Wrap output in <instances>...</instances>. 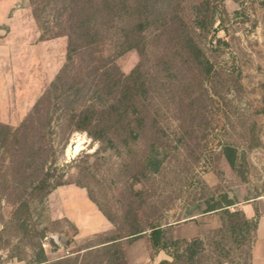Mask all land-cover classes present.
Masks as SVG:
<instances>
[{
	"label": "rangeland",
	"instance_id": "obj_1",
	"mask_svg": "<svg viewBox=\"0 0 264 264\" xmlns=\"http://www.w3.org/2000/svg\"><path fill=\"white\" fill-rule=\"evenodd\" d=\"M69 1L52 0L35 19L29 0H0V158L4 132H17L25 119L36 117L34 109L44 101L38 106L42 115L47 112L43 129L50 149L47 165L57 169L63 186L81 189L73 188L74 194L84 191L111 214L120 218L129 199V185L133 184L135 192L149 187L135 183L122 171L131 162L149 165L153 189L148 195L171 227L193 215L207 218L209 207L228 202L232 203L230 210L241 211L249 205L264 214V6L250 0L213 3L214 23L204 42L209 51L216 39L226 43L214 58L223 80L218 86L223 99L212 98L213 114L188 123L186 146L179 142L182 133L176 128L177 120L166 113L162 120L169 121L163 132L169 140L167 148L135 132L122 143L115 135L97 141L72 129L68 122L72 113L87 105L102 106L104 101L90 78L73 81V72L63 73L65 37L40 39V25L58 20ZM202 1L186 0L185 13ZM165 7L166 2L158 3L154 11L162 13ZM91 25L101 35L104 56L113 57L119 70L127 74L139 57L117 47L123 20L105 26L95 14ZM77 67L76 63L73 71ZM184 105L191 114L197 110L191 100ZM224 146L234 150V165L227 154H221ZM74 203L83 207L79 200ZM30 210L33 228L46 234L65 232L69 238L72 231L67 223L50 221L47 197L33 201ZM0 219L8 220L2 209Z\"/></svg>",
	"mask_w": 264,
	"mask_h": 264
},
{
	"label": "trees",
	"instance_id": "obj_2",
	"mask_svg": "<svg viewBox=\"0 0 264 264\" xmlns=\"http://www.w3.org/2000/svg\"><path fill=\"white\" fill-rule=\"evenodd\" d=\"M51 1L29 0L35 19ZM185 1L70 0L58 20L40 25L42 41L66 38L67 62L63 73L73 72V81L90 78L104 101L102 106L87 105L72 113L68 117L72 129L86 132L97 141L115 135L122 143H127L135 132L168 148L169 140L163 132L168 129L169 121L162 120L166 113L177 120L176 128L183 134V137L179 135L180 143L190 132L188 123L194 122L196 117L213 114L212 98L223 99L218 90L223 80L214 58L216 50L226 43L216 39L213 51H209L204 39L214 23L216 6L213 3L221 4L223 0H204L193 5L189 14L185 13ZM250 1L264 6V0ZM161 2H166V7L158 13L154 6ZM95 14L105 26L123 20L117 47L122 53L134 51L139 57L127 74L119 70L113 57L104 56L101 35L91 25ZM219 21L222 20L219 18ZM76 63L78 70L73 71ZM186 100L196 105L194 114L185 107ZM39 104L34 109L35 118L25 119L17 132H4L0 158V170H3L0 209L8 218L7 222L0 219L3 222L0 242L3 234L7 236L12 231L24 244L38 251L37 255L43 252L40 241L44 233L30 225V204L42 201L64 185L62 176H57V169L47 165L50 149L43 132L47 112L42 115ZM261 115L264 118V109ZM182 144L186 146L184 141ZM234 153L232 148L222 147L221 154H227L231 165L235 164ZM122 171L135 183L143 182L149 189L143 187L135 192L133 184L129 185V199L120 218L88 196L117 234L86 250L80 257L60 264H115L123 259L122 245L143 236L147 237L151 258L159 252L169 258L158 264H250L259 217L257 208H253L254 217L249 219L240 210H230L231 202L211 206L205 212L214 213L217 228L202 231L189 240L173 239L171 226L147 192L153 189L149 165L131 162L124 164ZM154 171L159 173L158 169ZM71 231L74 230L71 228ZM69 243L70 238H67L66 246ZM39 259L45 261L42 255Z\"/></svg>",
	"mask_w": 264,
	"mask_h": 264
},
{
	"label": "crops",
	"instance_id": "obj_3",
	"mask_svg": "<svg viewBox=\"0 0 264 264\" xmlns=\"http://www.w3.org/2000/svg\"><path fill=\"white\" fill-rule=\"evenodd\" d=\"M61 188H66L70 192H61ZM73 188L82 191L75 186H60L52 191L47 200L49 203V219L52 222L66 221L74 230L70 233V243L65 248H55L45 239L51 236L63 235L66 239L65 232L61 233H44V238L40 241L42 247V256L45 261H41L38 251L30 248L29 245L21 241L20 236L2 235L0 242V251L7 258L8 264H60L61 262L72 261L80 257L88 249L99 246L102 242L112 238L117 234L116 229L100 213L95 204L88 198L86 193L79 192L74 194ZM79 200L83 207H78L74 202ZM73 208L69 207L70 204ZM89 203V204H88ZM96 209V210H95ZM100 213L102 219L96 213ZM241 211L249 219L254 217L253 207L247 205L241 208ZM211 216L200 219L197 216H190L188 219L181 221L179 224L170 228V234L173 239L189 240L197 237L202 231L217 228L214 213L208 212ZM3 231V225L0 223V234ZM10 238V241L8 239ZM7 240V244L3 241ZM123 259L115 264H158L162 260H169L163 252L155 254L152 258L149 253V244L147 237L143 236L129 244H123ZM64 250H68L71 255L60 260ZM36 252V254H35ZM250 264H264V214H259L257 219L256 235L251 247Z\"/></svg>",
	"mask_w": 264,
	"mask_h": 264
},
{
	"label": "water",
	"instance_id": "obj_4",
	"mask_svg": "<svg viewBox=\"0 0 264 264\" xmlns=\"http://www.w3.org/2000/svg\"><path fill=\"white\" fill-rule=\"evenodd\" d=\"M47 240L57 249H59L61 247H63V248L66 247L67 239L63 235H60L58 237L51 236V237H48Z\"/></svg>",
	"mask_w": 264,
	"mask_h": 264
},
{
	"label": "built area",
	"instance_id": "obj_5",
	"mask_svg": "<svg viewBox=\"0 0 264 264\" xmlns=\"http://www.w3.org/2000/svg\"><path fill=\"white\" fill-rule=\"evenodd\" d=\"M46 241H48L47 240V238L45 239ZM71 255V253L68 251V250H64V252H63V254L61 255V257L63 258V257H68V256H70ZM6 257L1 253V251H0V264H8V262H6Z\"/></svg>",
	"mask_w": 264,
	"mask_h": 264
}]
</instances>
